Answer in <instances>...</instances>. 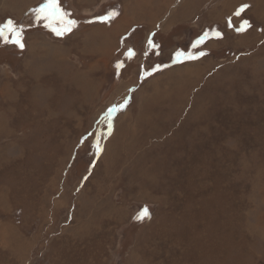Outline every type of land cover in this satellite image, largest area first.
I'll return each instance as SVG.
<instances>
[{"label":"rangeland","instance_id":"374dc122","mask_svg":"<svg viewBox=\"0 0 264 264\" xmlns=\"http://www.w3.org/2000/svg\"><path fill=\"white\" fill-rule=\"evenodd\" d=\"M58 2L0 0V264H264V0Z\"/></svg>","mask_w":264,"mask_h":264},{"label":"snow or ice","instance_id":"6c2138e0","mask_svg":"<svg viewBox=\"0 0 264 264\" xmlns=\"http://www.w3.org/2000/svg\"><path fill=\"white\" fill-rule=\"evenodd\" d=\"M248 7L247 5H243L241 8V11L243 10V8ZM37 13V19H40L41 17H43L44 19L47 20H57L59 21L61 24H66L68 27H64L63 29H57V28H53L52 30L56 32L57 35H62L65 31H70V25L74 24L75 21L72 20H64V15L62 12V9H60L59 7V2L58 0H47V3L44 4L42 7H40L39 9L36 10ZM237 15H239V12H237ZM100 19L104 20L107 19V17H101ZM247 26L250 27V24L248 23V21L244 22ZM8 29L10 31L11 36L15 37L14 39H5V43H13L18 45L21 49H23L24 44H23V28L22 26H16L13 24V22L10 20L8 21V24L4 26V28H0V35H3L4 30ZM241 30V29H238ZM217 35H220L219 33H217ZM203 39V38H202ZM184 55L183 53H177V57H180ZM110 110V111H114ZM97 148L99 150V144H97ZM144 216H148L150 217V213L149 210L145 207L144 209H142L140 215L137 217L138 219Z\"/></svg>","mask_w":264,"mask_h":264},{"label":"trees","instance_id":"16d2710c","mask_svg":"<svg viewBox=\"0 0 264 264\" xmlns=\"http://www.w3.org/2000/svg\"><path fill=\"white\" fill-rule=\"evenodd\" d=\"M62 12H63V10H62ZM64 13V12H63ZM106 16H109L108 15V13H106ZM101 17H98V22H103V23H108V17H107V19H104V20H102V19H100ZM12 21L13 22V24L14 25H16V26H22V28H23V32H25L26 33V29H28V27H23V25L22 24H16V22L14 21V20H12V19H7L4 23H2L1 25H0V28H4V26L5 25H7L8 24V21ZM45 20L46 19H44L43 17H41L40 19H37V21H36V23L37 24H40V25H42V24H44L45 23ZM57 21V20H56ZM58 22V21H57ZM59 24H61V23H59ZM132 33V32H131ZM64 37V36H63ZM15 37H13V36H11V34H10V31L8 30V29H5L4 30V33H3V35H0V44H8V43H5V39H9V40H11V39H14ZM22 39L24 40V34H23V36H22ZM23 44H24V41H23ZM15 46H17V45H15Z\"/></svg>","mask_w":264,"mask_h":264},{"label":"flooded vegetation","instance_id":"af4514ba","mask_svg":"<svg viewBox=\"0 0 264 264\" xmlns=\"http://www.w3.org/2000/svg\"><path fill=\"white\" fill-rule=\"evenodd\" d=\"M59 27H60V29H62V26L61 25H59Z\"/></svg>","mask_w":264,"mask_h":264},{"label":"bare ground","instance_id":"6f19581e","mask_svg":"<svg viewBox=\"0 0 264 264\" xmlns=\"http://www.w3.org/2000/svg\"><path fill=\"white\" fill-rule=\"evenodd\" d=\"M5 238H6V237H5ZM5 238H4V239H5Z\"/></svg>","mask_w":264,"mask_h":264},{"label":"crops","instance_id":"0c3cea01","mask_svg":"<svg viewBox=\"0 0 264 264\" xmlns=\"http://www.w3.org/2000/svg\"><path fill=\"white\" fill-rule=\"evenodd\" d=\"M109 39V38H108Z\"/></svg>","mask_w":264,"mask_h":264}]
</instances>
